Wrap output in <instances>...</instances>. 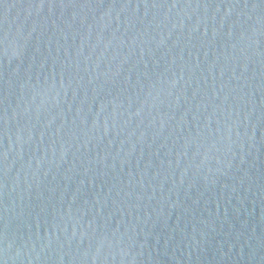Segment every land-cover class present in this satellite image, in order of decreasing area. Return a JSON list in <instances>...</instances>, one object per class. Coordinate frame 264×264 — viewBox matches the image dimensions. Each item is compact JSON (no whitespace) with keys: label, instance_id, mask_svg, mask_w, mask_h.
I'll return each mask as SVG.
<instances>
[{"label":"water","instance_id":"obj_1","mask_svg":"<svg viewBox=\"0 0 264 264\" xmlns=\"http://www.w3.org/2000/svg\"><path fill=\"white\" fill-rule=\"evenodd\" d=\"M0 264H264V0H0Z\"/></svg>","mask_w":264,"mask_h":264}]
</instances>
